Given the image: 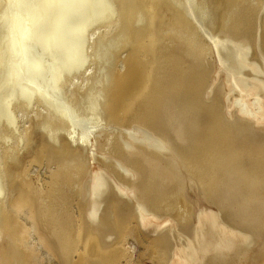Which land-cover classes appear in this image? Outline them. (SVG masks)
Instances as JSON below:
<instances>
[{"label":"bare ground","instance_id":"1","mask_svg":"<svg viewBox=\"0 0 264 264\" xmlns=\"http://www.w3.org/2000/svg\"><path fill=\"white\" fill-rule=\"evenodd\" d=\"M144 257L264 264V0H0V264Z\"/></svg>","mask_w":264,"mask_h":264},{"label":"rangeland","instance_id":"2","mask_svg":"<svg viewBox=\"0 0 264 264\" xmlns=\"http://www.w3.org/2000/svg\"><path fill=\"white\" fill-rule=\"evenodd\" d=\"M143 259H144V260H143ZM143 259H142V261H141L142 263H140V264H155V263H154L150 258H148V257H146V258L144 257ZM149 260H150V261H149ZM151 261H152V262H151Z\"/></svg>","mask_w":264,"mask_h":264}]
</instances>
